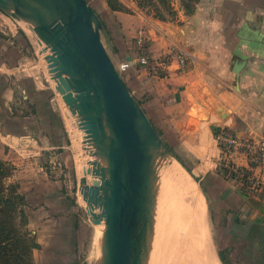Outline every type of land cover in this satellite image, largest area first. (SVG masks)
Masks as SVG:
<instances>
[{"label":"crops","instance_id":"1","mask_svg":"<svg viewBox=\"0 0 264 264\" xmlns=\"http://www.w3.org/2000/svg\"><path fill=\"white\" fill-rule=\"evenodd\" d=\"M85 1L105 26L113 66L130 63L119 74L126 88L213 198V233L223 261L264 264V196L252 190L240 195L236 183L217 173L215 140L222 131L264 139V0H199L192 14L178 11L172 22L134 9L112 11L105 0L97 7ZM33 34L0 10V160L14 168L11 178L24 195L27 227L38 245L33 262L42 264V249L70 257L77 219L52 171L68 157L61 74ZM143 49L149 67L138 64ZM42 64L50 66L46 77ZM229 159L250 170L242 151H231Z\"/></svg>","mask_w":264,"mask_h":264},{"label":"rangeland","instance_id":"2","mask_svg":"<svg viewBox=\"0 0 264 264\" xmlns=\"http://www.w3.org/2000/svg\"><path fill=\"white\" fill-rule=\"evenodd\" d=\"M32 1L34 4L50 3L48 2V0ZM100 1L101 0H91V4L94 7H97L96 4L100 3ZM119 1L124 6L125 11H132V9H134L135 11H141L152 19L158 21L161 20H159L157 16L162 15L165 18V21L161 22H172L176 19L175 17L177 16L178 11H184V6H188V9L193 8L194 11L199 3V0H165V3H167V5L169 4L172 11H174L175 13L174 16H170L166 14L167 10L164 8L162 0H151V2H148L147 0ZM138 2H141L142 5L138 6ZM33 3L31 2V4ZM127 6H129L130 8H128ZM0 8L1 11H6L10 16L15 18L28 32L32 30L34 32L33 35L36 34V40L42 43L43 55L50 56V48L41 40V36L36 31L35 27H32L29 23V21L32 20L29 17V11L21 8L17 0H0ZM99 31L102 44L106 50V53L108 52L107 54H109L111 51L107 39L101 33V29ZM44 66L45 65L42 64V69L46 77V73H48L50 66L47 65L48 70H46V68H43ZM117 67L118 66L116 65V69ZM77 103H79V101H77ZM74 105L78 109V111L82 112L81 108L78 105ZM64 110V112L62 111V118L69 139L68 157L65 162L61 161L59 163V166H57V170L55 169L52 171H58L57 177L62 180V187L60 190V192L62 193V197L71 204L76 214L77 220L73 232L75 241L70 257H66V255L62 257L52 256L47 254V251L45 252L42 249V264H58L54 261L56 259H64L65 261L63 264H102L103 262L107 264L108 260L105 259L102 255V232L105 225L104 211L107 207V200L110 198L111 189V180L108 171V167L111 166L106 156L107 146H101L97 144V136H89L86 128L82 124V115L73 113L71 109L66 106H64ZM143 114L145 115L144 112ZM94 119H98V121L100 120L99 123L103 125L105 132L107 133L109 124L106 121L105 115L103 114L100 117H97L95 115ZM111 137L113 136L111 135ZM150 137L155 143L157 142L161 150H163L165 153L163 151L162 152L166 154L167 157H169L172 164L177 166L174 167L176 171L178 170V172L174 171V173H167V171H165L164 173L161 169L154 170V173L149 172L150 168L146 160L144 166L145 168L142 172V187L140 190V196L138 198L139 210L137 214V223L132 234V258L137 262V264H210L209 256L206 255V257L199 259L197 256V250L192 251L190 250V248H188V246L185 247L186 244L184 245L183 243H180L182 242V226L179 221L177 226L174 223L172 217L173 206L171 205L174 204V206H178V204L180 205L181 203L182 205L189 203L187 193L183 189L185 186L186 188H190L192 191L197 192V195L199 196V204L196 203V205H198V207L200 208V213L203 218L204 232H206L205 240L207 242L209 241L208 243H205L208 245L210 243V250L212 251L211 253L214 256L215 260H217V264H226L222 262L220 258V254L222 253L221 251L218 252L214 239V224L212 215V211L214 209L212 206L214 204L212 201L213 198L210 194L205 193L197 179H194L190 175V173H188V171L184 169L183 161L177 157V154L174 153L173 149L168 147V143H164L161 137ZM162 173L164 177L162 176ZM173 175H176L175 178H173ZM159 176H162L164 179L162 177L160 178ZM167 177L169 180L167 179ZM153 178H155V180ZM171 179L173 185L172 182L170 184ZM166 185L169 186L171 190H168L169 187L166 190ZM156 188H158L159 191ZM164 193L167 194L165 195ZM166 201L168 207L166 206ZM169 202H172L173 204H170ZM175 202L176 204L178 202V204L176 205ZM168 208H172L171 211H167ZM167 213L171 214L169 215ZM170 232L172 233L169 236ZM169 237L170 239L168 240ZM165 239L167 240V242ZM175 239L177 240V242ZM174 242H176V246L179 243L177 247H173V245H175ZM66 243L67 241L65 240L64 246H66ZM42 245H47V241L42 239ZM161 248L163 249L161 250ZM171 250L173 252H171ZM161 252L162 255L163 253L165 254L166 252H168L167 254L173 258H170L167 254L165 255H167L170 259L167 258V260L164 256L162 258ZM184 253H186L187 257ZM158 255H161L159 256V259ZM38 257L39 259H41V256ZM180 260H182V262H180ZM251 261L254 262L253 260ZM36 264H39V262H37Z\"/></svg>","mask_w":264,"mask_h":264},{"label":"water","instance_id":"3","mask_svg":"<svg viewBox=\"0 0 264 264\" xmlns=\"http://www.w3.org/2000/svg\"><path fill=\"white\" fill-rule=\"evenodd\" d=\"M17 2L29 11L41 40L50 48L55 72L61 74L58 77L64 103L73 113L82 115L89 136H97L96 143L107 146L111 189L104 216L102 255L107 264H137L132 258V234L145 157L136 120H141L148 136H158L111 63L101 41L100 21L85 0ZM103 114L109 124L107 133L100 120L94 119Z\"/></svg>","mask_w":264,"mask_h":264},{"label":"trees","instance_id":"4","mask_svg":"<svg viewBox=\"0 0 264 264\" xmlns=\"http://www.w3.org/2000/svg\"><path fill=\"white\" fill-rule=\"evenodd\" d=\"M147 1L151 2V0ZM105 2L112 11H125L119 0H105ZM162 2L167 10L166 14L174 16L175 13L170 5H167L165 0ZM140 5H142L141 2H138V6ZM183 12L185 15H190L193 13V8L188 9V6H184ZM157 18L165 21L162 15H158ZM99 21L101 33L106 37L105 26L100 19ZM148 60L150 61L149 58ZM149 121L151 123V120ZM153 128L157 136L160 137V131L154 126ZM13 171L14 168L11 164L0 160V264H34L32 253L34 249L38 248V245L35 236L27 227L28 218L25 212L24 195L20 192L19 185L11 180ZM217 173L225 180L237 184L235 176L227 175L222 169H218ZM237 190L240 195L246 193L244 186L238 185ZM220 258L224 262L221 254Z\"/></svg>","mask_w":264,"mask_h":264},{"label":"bare ground","instance_id":"5","mask_svg":"<svg viewBox=\"0 0 264 264\" xmlns=\"http://www.w3.org/2000/svg\"><path fill=\"white\" fill-rule=\"evenodd\" d=\"M30 23L35 27H37V24L31 20ZM36 31L40 34V32L36 29ZM99 117V116H98ZM77 119V118H76ZM100 119V118H99ZM102 121V120H101ZM142 122L140 119L136 120V130H137V133H138V136H139V139L142 143V146H143V151H144V157H145V162L147 160V163H148V166H149V172H153L154 173V170H163V172L165 173V171H167V173H174L175 172H178V170L176 171L175 170V165L172 164L171 160L169 159V157L166 156V154H164L165 152L163 150H161L160 146L157 144V142L155 143L150 136H148V133H147V130H145L144 128H142L141 126ZM73 127V126H72ZM78 139V138H77ZM75 141V140H74ZM77 149V148H76ZM164 153H163V152ZM145 162H144V166H145ZM175 166V167H174ZM145 168V167H144ZM177 169V168H176ZM161 172V171H160ZM150 175V174H149ZM157 175V174H156ZM177 175V174H176ZM175 175V176H176ZM79 176V175H78ZM162 176H163V173H162ZM162 176H159L160 178ZM169 176V174H168ZM175 176L173 175V178H175ZM153 177V176H152ZM164 177V176H163ZM162 177V178H163ZM103 178V177H102ZM159 178V180H160ZM155 180V178H153ZM164 179V178H163ZM168 179V177H167ZM166 179V180H167ZM157 180H158V177H157ZM169 180V179H168ZM182 180V179H181ZM162 181V180H161ZM164 181V180H163ZM154 182V181H153ZM155 182H158V181H155ZM172 182V179L170 180V184ZM169 184V185H170ZM168 185V184H167ZM166 185V186H167ZM172 185H173V182H172ZM171 185V186H172ZM180 185V184H179ZM165 186V187H166ZM155 187V186H153ZM152 187V189H153ZM157 187V186H156ZM169 186L166 187V190ZM178 187V186H177ZM180 187V186H179ZM183 187V186H182ZM151 188V186H150ZM155 189V188H154ZM158 189V188H156ZM184 191L187 193V196H188V199H189V205L188 204H183L182 203L179 205L178 202V206H174V204L171 202H169L170 204H173L171 206H173V212H172V217H173V221L174 223L176 224V226L178 225V221L181 223V226H182V229H181V235H182V242L180 243H183L186 246H188V248H190V250L192 251H195L197 250L198 252V258H203V257H206L209 256L210 260V264H217V260H215L214 256L212 255V251L210 250V243L209 245L206 244L208 243L205 239H206V232H204V225H203V218L201 216V211H200V208L198 207V205H196V203L199 204V196L197 195V192L195 191H192L190 188H186L184 186ZM168 190H171L170 187ZM190 190V191H189ZM100 191V190H99ZM155 191V190H154ZM159 191V189H158ZM152 192V191H151ZM150 192V193H151ZM156 192V191H155ZM161 192V191H160ZM160 192H157V193H160ZM178 192V190H177ZM98 194V193H97ZM165 195L167 193H164ZM157 196V195H156ZM163 197V196H162ZM161 197V198H162ZM97 198V197H96ZM157 198V197H156ZM165 200V199H163ZM106 202V201H105ZM182 202V201H181ZM184 203V201H183ZM169 204V205H170ZM176 204V202H175ZM176 204V205H177ZM166 206L168 207L167 205V201H166ZM170 206V207H171ZM107 208V207H106ZM106 208H105V213H106ZM172 208H168L167 211H171ZM104 210V209H103ZM169 214V213H167ZM171 214V213H170ZM169 214V215H170ZM104 215V214H103ZM168 216V215H167ZM173 232V230H172ZM170 232L169 233V236L170 234L172 233ZM167 235V234H166ZM170 239V237L168 238V240ZM162 240V239H161ZM166 240V239H165ZM176 240V239H175ZM181 240V239H179ZM163 241V240H162ZM174 241V240H173ZM171 241V242H173ZM165 242V241H164ZM167 242V240H166ZM177 242V240H176ZM176 242L175 245H173V247L176 246ZM206 242V243H205ZM163 243V242H161ZM170 243V242H169ZM179 244V243H178ZM177 244V246H178ZM205 244V245H204ZM170 245V244H169ZM163 246V245H162ZM176 246V247H177ZM161 247V246H160ZM170 247V246H169ZM165 248V247H164ZM160 249V248H159ZM163 248H161L162 250ZM169 250V249H168ZM185 250V249H184ZM183 250V251H184ZM187 250V249H186ZM188 251V250H187ZM171 252H173L171 250ZM185 252V251H184ZM191 252V251H190ZM207 254H206V253ZM168 252H166L165 254H167ZM192 253V252H191ZM160 254V252H159ZM163 253L162 255V252H161V255H158V259H159V256H161L163 258L166 257V259L168 258L167 255H165ZM181 254V252H180ZM186 255V253H184ZM183 254V255H184ZM193 254V253H192ZM191 254V255H192ZM196 256V258H197ZM160 257V258H161ZM170 257V256H169ZM187 257V255H186ZM170 258H173V257H170ZM168 258V259H170ZM167 259V260H168ZM190 260V259H189ZM102 261H103V257H102ZM101 261V263H102ZM192 261V260H191ZM205 261V260H204ZM180 262H182V260H180ZM208 262V261H207ZM208 262V263H209ZM195 263V262H194ZM102 264H105L104 262Z\"/></svg>","mask_w":264,"mask_h":264},{"label":"built area","instance_id":"6","mask_svg":"<svg viewBox=\"0 0 264 264\" xmlns=\"http://www.w3.org/2000/svg\"><path fill=\"white\" fill-rule=\"evenodd\" d=\"M138 43L139 47H145L142 39H139ZM179 60L181 66L185 68L183 58L181 57ZM138 64L141 66L151 65L144 49ZM129 68L130 63L123 62L115 69L118 74H121ZM215 140L221 151L217 163L218 169H222L227 175L235 176L237 184L244 186L246 190L260 192L264 196V139L258 141L245 140L222 131L216 136ZM233 150H240L245 154L250 168L248 172L237 169L230 161L229 154Z\"/></svg>","mask_w":264,"mask_h":264}]
</instances>
